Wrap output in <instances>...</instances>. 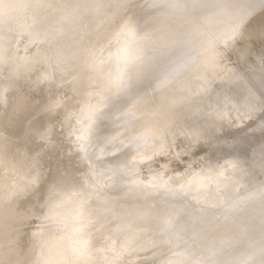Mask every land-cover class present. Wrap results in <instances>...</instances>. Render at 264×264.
I'll list each match as a JSON object with an SVG mask.
<instances>
[{
    "label": "bare ground",
    "instance_id": "bare-ground-1",
    "mask_svg": "<svg viewBox=\"0 0 264 264\" xmlns=\"http://www.w3.org/2000/svg\"><path fill=\"white\" fill-rule=\"evenodd\" d=\"M130 1L132 0H127L126 7H116V5L121 4L124 0H0V31L9 29L11 25L13 28H21L25 24V27L33 25L35 19L30 18L32 17V12H34V15L43 14L46 17V20L43 21L47 23L43 27L38 26L39 24L36 25V29L42 34L46 31L60 30V35L57 36L54 42L51 43L41 37L40 42L35 47L31 45L30 40H27L28 36L26 37L28 44L23 42L25 46L24 44L20 46L18 44L16 45L15 41H10L7 35L0 34V48L7 49L8 55L11 57L7 62L1 61L3 59H0V95L1 91L4 94V90L7 89L6 91H8L9 89L11 92L13 89L11 98L13 97L15 94L14 91L18 89H15V87L19 86L18 81H20L21 76H25L26 71L24 75L19 76L18 74L23 73V70L27 69H23V58L26 55H38L41 61V69H39V64V66L37 65L39 67L38 69L35 66V71L31 69L32 74L37 70L39 72L35 73V81H33V78L31 79L34 85L30 83L29 75H26L29 78H25V81L26 79L29 80L30 82H26H29L32 87L31 85L29 86V83L21 80L23 87L25 85L24 83H26V86L28 85V88H30L27 92V97L25 96L27 100L24 99L26 103L23 101L22 103L25 104L21 103L22 105H20V101H22L21 97L19 104H17L18 102L15 103L14 100L18 101V95H14L17 96L16 99L14 97L12 101L10 100L12 102L11 114L14 116L13 119L18 117L16 114L18 115L21 112L26 113L35 106L34 104L38 103V97L33 100V96L36 97L35 94L38 96L44 92L47 95L45 97L47 100H44L45 103H43L44 101L41 103L45 105V108L53 109L55 103L61 102L62 112L65 109H71L72 113L70 111H68L69 113L63 112L64 116L69 114L67 118L70 117L71 113V118L67 119L62 116L61 125L64 124L69 129L72 126L74 130L73 126L76 127L74 122L77 121L80 123V126L75 131L70 130L74 133L72 135H76V138L78 137L79 144L74 136V141L77 145L73 142L75 143V147L79 145L80 155L76 153L77 148L74 149L72 145V135L69 139L72 142L70 143L72 145L70 147L75 150L73 153L79 157L81 156V159H79L81 162L78 161V163L80 162L79 166L81 168L74 171V169H70L72 167L70 165L69 169L66 168L67 170H64L74 175H83L84 173H89L93 168L95 169V183L99 187L98 189H92V195L93 192H95V196L97 195L96 197L93 195V198L98 206L99 214L94 224V231L95 235L103 242L96 244L91 257L92 260L96 258L100 259L101 257V259L106 258L107 261L101 260L100 263L103 261V263L107 262V264H137L138 261H142L143 264H169V262L176 264L178 259L183 258L189 262L205 261L211 262V264H217L216 259H218L219 264H241V262L248 261L249 256L252 255L255 264H261L264 260L258 254V251L261 241V221L264 218V211L262 212L261 210H264L262 208L264 203H262L259 195V183L254 178L258 171H261L259 168L260 158L257 161L255 160L253 165L249 164L252 165L251 169H249L248 164L242 165L252 175L250 183L246 184L242 179V173L236 172L231 174L235 177L236 182L225 180V177L229 176L226 174L230 173H225L224 176L219 175L223 171L222 166L225 160L239 157L236 155L235 150L230 155L225 156L220 163H217L213 157L208 156L210 160H205L204 163L202 162L197 167H191L190 171H187L188 169L184 171L183 174L185 177L182 181L173 180L168 182L169 187L176 189L172 193H165L162 188L157 190L156 188L147 186L148 181L154 176L161 177L166 171H178V169H170V166L166 162H162V167L159 169H149L145 177L148 180L145 179L147 183L144 181V184L143 181L141 184L138 179L142 176L143 166L150 162L145 163L143 166L138 164L132 171L124 167L128 161H133L134 158L139 160L142 156H152L153 153H159L154 159L165 155L167 152L172 158H180L181 154L188 153L193 144L198 143L195 133L200 129H207L210 135H214L221 128L224 120L227 119H223L224 113L228 116L229 112L227 108V110L225 109L226 106L224 107L226 101L224 102L222 100L225 103H222L223 106H217L219 109L222 107L225 109L222 108L224 111L222 112V118L220 116V118H216L217 115L215 116V113L212 114L217 109L216 105H220L221 102H218L216 105L213 104V109H211L212 113L209 108L210 106L212 108L211 103L216 101V94L220 95L218 94L220 93V87L216 88V84L222 82V85L225 86L224 83L233 77V70H229L227 66L224 67L220 62L214 69L205 73L200 66L211 56V51L205 50L204 46L207 39L229 27L233 18L241 15L246 10L245 6L251 3L252 0H199L198 6H193V0H160V4L156 8L149 7L153 0H137V3L132 7L129 6ZM110 2L114 3V8L106 10V5ZM256 3L257 6L247 19L245 37L253 33L249 29L251 27L250 24L259 16H254L255 10L259 8L258 0H256ZM41 4L51 5V7H37V5ZM217 4L226 6L214 7ZM25 10L30 12V15H28V18H30L29 22H27L28 19L23 18ZM88 10L91 12L90 15L85 14V11ZM220 13L221 16L225 17H221V22L219 21L220 19L218 20L220 17H218L219 24L216 25V17ZM120 23H128L135 32V35L130 36L127 33H121L118 27ZM195 26L199 27V31L194 30ZM123 40L126 42L134 40L146 47L150 50L152 59L146 62L143 67L131 73L132 87L127 94L117 95L115 94V89H113L110 97H107V94L103 98L100 97L101 100L105 97L109 98L107 100L109 102H106V99L104 100L107 103V105L105 104L106 106L103 105V101L102 104L98 102L101 105L98 104V106L103 109L102 111L98 109L99 107L96 108L97 104L94 106V102L97 99L100 101V98L96 97L100 95L97 88V81L109 72L113 76L116 75L119 72V68L123 67V64L121 66V63H124L122 62L123 52L120 51L123 47ZM42 41L47 43L43 44ZM121 41L123 42L121 43ZM172 41H179V43L173 44ZM41 44L43 45L40 46ZM26 48L30 50L26 52ZM193 49L199 51L200 56L183 71L171 76L165 87H159L160 82L165 80L169 76V73L191 54ZM89 50L92 51L91 56L88 55ZM58 57L63 58L65 64L63 65V70H58L60 72L58 73L59 78L57 77L58 79H55L52 64L56 63ZM21 66L23 67L21 68ZM49 75L51 78H47ZM17 76L20 79L15 82L16 80L14 79ZM235 79L233 77V80ZM13 81L18 85L10 88ZM23 87L20 88L19 86V89L22 90ZM19 89L17 92L24 93V91ZM56 89L60 90L58 91ZM65 90H68V92L65 93ZM10 92L9 95L5 93L6 97L3 96L5 98L9 97ZM4 97H0V110L8 99L5 100ZM137 97L141 98L140 102L135 105L134 115L130 116L129 112L132 110L133 101ZM186 97L188 98L186 99ZM218 97L220 99V96ZM161 104L168 106L169 111L167 115L157 114V110L160 109ZM230 104L233 105V109L235 110V102ZM17 106H20L19 108L21 109L17 108ZM61 106L58 105L56 108ZM103 106L105 107L103 108ZM42 108L36 113L39 114ZM214 108L216 109L214 110ZM219 119L220 121L222 119L223 122H220ZM227 124L224 126L226 127ZM228 126L230 127L232 125L229 124ZM48 128H50L49 125ZM68 128L67 133L69 134L70 131H68ZM31 131L32 127H29L26 129L25 134L28 132L31 133ZM47 131L44 130V133H49ZM166 133L167 136L165 138ZM144 134H149L146 141L143 139ZM179 139H185L186 144H181L178 147L176 141ZM211 144L212 146L208 154L211 153V150L216 149V141H212ZM69 150L71 151V149ZM73 153L71 152L72 156L74 155ZM4 156L6 155L0 150V157L3 161L5 160ZM239 158L241 161H244L241 157ZM96 161H101L102 163L97 164L95 163ZM21 162L23 165V160ZM193 162L194 160L191 158L188 164L191 165ZM2 164H5V162H0L1 167ZM19 165L23 167L21 164ZM4 167L8 168V165ZM4 167L2 168L3 170H5ZM2 169L0 171L3 173ZM35 169L33 172L38 168ZM1 172L0 178L4 179L2 181L5 182V177L3 178L5 171L2 174L3 176H1ZM30 172V174L33 173L32 170ZM53 173L55 172L53 171ZM33 174L36 173L34 172ZM43 174L45 175V173ZM43 174L41 172L40 175ZM23 175L26 176L25 172ZM25 176L23 177L25 178ZM136 176H139L137 177L138 179ZM28 177L26 176V178ZM134 178L140 182V186L131 183L135 181ZM142 178L140 180H144ZM205 178L207 180L203 182ZM160 181L161 179L158 182L160 183ZM189 181H195L194 186L200 189L198 195H201V199L207 201L208 204L205 211L195 212L191 220L187 216L183 218L189 224L195 225L197 229H202L194 237V245L190 242L185 243L192 236V232L189 230L187 232L180 231L179 235H174L171 243L167 242V238L161 240L152 233L140 234L132 244L133 248L140 249V251L132 255L125 254L124 256H120V247H117L114 251L103 250L106 247H111V238H115L116 236H119L121 244L123 245L125 237L119 232L123 223L122 218H132L141 212L148 211L150 208H158L160 203L165 200L174 206L177 211L182 210L185 204L192 205L194 202L192 203L193 199L191 195L186 196L184 192L179 190L181 183ZM11 185L9 187V185L6 186V184H3L5 189L7 187L11 188ZM99 188L102 191L96 192L97 190L99 191ZM2 189L1 191H3ZM98 193H101V195L98 196ZM30 194L26 204V208L29 209L36 203H39L37 201L36 191L34 190ZM150 194L152 195L150 196ZM192 195H195V193ZM46 197L47 190L44 194V200L40 201L41 204L45 202ZM245 199L248 202L251 201L250 204L254 203L255 205L254 207L251 204L254 210L248 209L249 211L251 210L249 214L252 215L251 222L249 220L248 222L246 221L247 223L245 222L244 224L242 222L239 225L241 222L238 221V223L235 221L237 225H233V223L230 225L231 221H227V219H230L232 216L227 219L225 218L227 223L230 222L229 224H223V222H226L224 220H220V222L216 221L220 219L218 214L216 215L214 212L216 206L218 209V200H223V202L226 200L230 201L231 204L226 202V204L228 203V207L229 205H233L232 203L234 201L241 200V203H239L241 207L243 205L245 208V205L249 207ZM184 200H187V202L192 201L190 204ZM243 200H245V204H242ZM239 203L237 202V205ZM227 205L225 206L227 207ZM69 207L71 209V206ZM11 208L12 205H6L3 213L1 212L0 226L8 218L17 219L20 216H29V209H18L15 211V209L11 210ZM63 208L61 207V210ZM226 209H223V212L227 211ZM61 210L60 208L57 209L59 216L67 215L69 220L67 227H57L54 224L49 225L48 239L53 246L52 253L50 254L52 259H60V256L57 255L59 249H64L66 253L71 252V248L69 247L70 242L67 238L62 240L61 237L65 233L70 234L75 227L74 225H78L70 218L72 213L69 214V211L67 213L64 210L67 213L64 214ZM236 210L238 211L239 209ZM249 211H246V214ZM259 211H261L262 216H260ZM221 212L218 213L220 214ZM227 213L225 212L224 214ZM220 215L222 216L223 214ZM216 216L219 218L216 219ZM201 217H206L212 220L213 223L203 224ZM138 227L143 228L144 225L141 223ZM35 231L37 229L31 232L29 238L27 236L31 248L30 246L26 247L22 245L14 247L16 234L11 235L7 233L5 236L2 235L0 237V247L3 248V252L0 254V264H38L39 261L44 259L41 256L40 249L32 243V234ZM240 243H243V246L244 244L246 245L245 247L242 246L244 249H248L245 251L242 250L243 248H239L240 251L242 250V254L245 251V255L243 254V260L238 261L236 258L237 248L238 246L241 247L242 244ZM177 245L179 246L177 247ZM240 251L238 250V252ZM174 253H182L183 256L174 255ZM95 261L96 264H99L97 259Z\"/></svg>",
    "mask_w": 264,
    "mask_h": 264
},
{
    "label": "snow or ice",
    "instance_id": "snow-or-ice-1",
    "mask_svg": "<svg viewBox=\"0 0 264 264\" xmlns=\"http://www.w3.org/2000/svg\"><path fill=\"white\" fill-rule=\"evenodd\" d=\"M199 0H193V6H198ZM160 4V0H153L149 7L156 8ZM259 7L264 10V0H258ZM107 6V5H106ZM127 0H124L121 4L116 5V7H126ZM226 5H214V7H221ZM257 6L256 0H252L251 3L245 6L246 10L239 15L234 17L230 26L225 30L207 39L205 44V50L211 51V56L200 66L203 71L207 73L208 71L214 69L225 57V55L230 51H239L241 55L247 53V48L237 49L235 46L240 44L241 41L245 39V29L247 27V19L254 11ZM7 7V5H5ZM37 7H51V5H37ZM121 33H127L130 36H134L135 32L130 27L128 23L118 24ZM195 31H199V27H194ZM26 34L30 39L31 45L33 47L37 46L40 42L41 37L50 42H54L57 36L60 35V30L55 29L50 32H44L43 34L36 29V22L33 25H28L25 28ZM260 35L264 37V25L261 26ZM173 44L179 43V41H172ZM30 49L26 48V52ZM124 65L119 70L116 75H112L111 72L101 77L97 81L98 92L101 95L111 94L113 89H115V94H127L132 87V75L131 73L145 65L146 62L152 59V54L150 50L146 47L140 45L134 40H130L125 43L123 49ZM88 55H92V51L89 50ZM200 56V52L193 49L191 54L176 68L173 69L169 76L165 80L160 82L159 87L163 88L167 85L168 79L171 76L183 71L191 63L194 62ZM0 59L7 62L11 59L8 55V50L5 48H0ZM41 61L38 55L25 56L23 58V66L29 68L30 70L36 65L40 64ZM65 61L63 58L58 57L55 65L53 66V72L58 70H63V65ZM233 77L238 79L241 84L240 95L235 98V105L237 112V118L240 124L237 125L236 118H231V111L228 112L230 119L228 123L236 127H248L249 125H254L264 137V54L258 57V63L253 62V66L248 68L243 76L238 73L233 72ZM47 78H51L50 75ZM190 91V89H189ZM188 97H186L187 99ZM140 97H137L133 101L132 110L129 115H134L135 105L140 102ZM48 111H54V109L49 108ZM169 111L168 106L161 104L160 109L157 110L158 115H167ZM243 112V115H241ZM251 130V129H250ZM149 134H144L143 139L146 141ZM197 142L211 143L213 140L223 143L219 136L210 135L207 129H200L195 133ZM167 133L165 134V138ZM45 136H41V140H46ZM8 145L5 144L4 148L7 150ZM260 161L259 168L262 173H264V138H262L261 144L259 146ZM39 155V154H37ZM156 155L159 153H153L152 156L144 157L142 156L139 160L134 158L133 161H128L124 166L129 171H132L139 164L143 166L145 163L151 162ZM27 159V157H25ZM95 163L100 164L101 161H96ZM195 163V162H193ZM248 161H241L239 157H233V159L225 160L223 171L219 173L220 176H224L225 173H230L229 176L225 177V180L229 182H236L235 177L231 175L232 173H242L243 175H250V171H247L243 164H247ZM252 165H249L251 169ZM191 165L187 171H190ZM17 175L19 174L17 169H13ZM30 178H27L23 184H18L16 181L13 182L12 190L6 197L7 201H11L13 198H23L34 191V186L42 183V178L39 173L31 175L30 172L26 174ZM183 176L181 177V179ZM159 176H154L150 181H148V187L156 188L157 190L163 189L165 193L175 192L176 189L169 187L168 182H160ZM131 183H139L138 181H132ZM195 181H189L186 183H181L179 185V190L184 192L186 196L191 195V198L196 201L195 205L185 204L182 210L177 211L174 206H172L168 201H162L158 208H150L146 212H141L132 218H122L123 223L119 229L121 235L125 237L123 245L119 236L111 238V247L103 249L104 251L112 250L114 251L117 247L121 248L119 253L120 256L132 255L140 251V249L133 248L132 244L136 237L144 233H152L153 235L159 237L161 240L167 238V242L171 243L174 235H179L180 231L187 232L191 230L192 236L189 238L191 244H195L194 237L197 235L198 231L202 229H197L195 225H191L184 221V217L187 216L191 220L195 212H203L208 207L207 201L202 200L199 197V188H196ZM98 188L95 183V169L93 168L89 173H84L83 175L72 174L70 172H65L61 175L54 177L47 186V197L44 203L34 205L28 210L33 217L39 221L37 231L32 234V243L35 247L40 249L42 255L46 256V259H42L38 264H96L91 257L93 255V249L97 243L103 242L95 235L94 224L97 221L99 214L98 206L93 199L92 189ZM195 193V195H192ZM251 195V194H250ZM259 195L262 203H264V180L259 183ZM71 206L72 214L71 219L78 224L77 227L72 229V232L65 233L61 239L67 238L70 242L69 247L71 248L70 253H66L64 249H59L57 255L60 259H52L51 253L53 246L48 239L49 225H56L57 227H67L69 217L59 216L57 209L63 206ZM215 206V205H213ZM43 213V214H41ZM201 222L203 224H212L213 221L207 219L206 217H201ZM143 224L144 227H138L139 224ZM179 245H177L178 247ZM255 254V253H254ZM253 254V255H254ZM258 254L264 257V218L261 221V241ZM174 255L183 256L182 253ZM69 256L71 257L69 259ZM137 264H143L142 261H138ZM171 264V262H169ZM176 264H211V262L205 261H195L189 262L183 258L178 259ZM241 264H255L252 255L249 256L248 261L241 262ZM264 264V261L261 262Z\"/></svg>",
    "mask_w": 264,
    "mask_h": 264
},
{
    "label": "rangeland",
    "instance_id": "rangeland-1",
    "mask_svg": "<svg viewBox=\"0 0 264 264\" xmlns=\"http://www.w3.org/2000/svg\"><path fill=\"white\" fill-rule=\"evenodd\" d=\"M136 3H137V0H132V1H130L129 6L132 7ZM112 8H114V3L110 2L109 4H107L106 10H109V9H112ZM90 13L91 12L89 10L88 11H85V14L86 15H90ZM28 15H30V12H28V11L25 10V12L23 13V18L28 19L27 22H29V19L30 18H34L35 19V22H36V25L39 24L38 26H42L43 27L47 23V22L44 23V21H43V20H46V17L43 14H36V15H34V12H32V14H31L32 17H30V18H28ZM254 16H258V17L255 18V21H253L250 24L251 27L249 28L251 30V32H253V33H250V35H248L247 37H245V39L243 41H241L240 44H238V45L235 46L237 49H243V48L246 47L247 48V53L242 56L239 51H230V52H228L225 55L224 59L221 61L222 65L224 67L227 66L229 68V70H233V72H236V73H238L241 76L244 75L245 71L248 68H250L251 66H253V62L254 61H256L258 63V57L261 54H264V37H262L260 35L261 26L264 25V10H262L259 7L257 10H255ZM218 17H220V18H218ZM221 17L224 18L225 16H221V13H220L219 16L216 17V20L218 18V20L220 19L219 21L221 22V20H222ZM90 18H91V16H90ZM218 20L216 21L217 22L216 25L219 24L218 23ZM25 25L24 26H21V28H19V27L13 28L12 25H11V27H9V29H4L3 31H0V34H4V36L7 35L9 37V40L10 41H15L16 42V45L18 44V45L22 46L24 43L28 44V42L26 41L27 34L25 32V28H26ZM13 26H15V25H13ZM122 38H124V37H122ZM2 39H3V37H2ZM27 40L29 41L30 39L27 38ZM126 40H128V39H126ZM123 41H121V43ZM124 42L127 43L126 41H124ZM124 42H123V45L120 43V45H122L123 47H124V44H125ZM44 43L46 44L47 42H43V44ZM43 44H41L40 46H42ZM24 46H25V44H24ZM123 47L121 49H123ZM19 48H21V47H19ZM1 61H3V60H1ZM122 62H124V59L122 60ZM0 64H1V62H0ZM122 64L124 65V63H121V66H122ZM54 65H55V63L52 64V70H53V66ZM38 66H37V69L39 68ZM22 67L23 66H21V68ZM25 68L26 67H24L23 69H25ZM121 68L122 67H120L119 70ZM230 68H232V69H230ZM27 69L23 70V73L19 70V72H21V74H18L19 76L24 75V72L26 71L24 77L21 76V79H20L17 76L16 77L17 79L16 78L14 79V80H16L15 82H17V80L20 79V81H18V84H19L20 88L23 87L22 84L25 81V78H29L30 77L29 80H31L33 78L34 79L33 81H35L36 80L35 79L36 78L35 77V73L36 72L39 73L37 69H36L37 71L35 73L33 72V74L31 73L32 70L30 71V69H28L30 71L29 72ZM32 69H33V71H35L34 70L35 67L32 68ZM39 69H41V65H40V68ZM58 73H60V72L59 71L53 72V74L55 76V79H58L59 78ZM26 75H29V77H27ZM31 76H33V77H31ZM36 76H37V74H36ZM21 80L23 81L22 84H21ZM29 80L26 79V81H29ZM33 81L31 80V82L30 81L29 82L32 85H34L32 83ZM61 81H63V80H61ZM15 82L14 81L12 82V85H11L10 88H13L14 85L15 86L18 85ZM29 82H26V83H29ZM26 83H24L25 84L24 87L26 89H28V90H26L24 87L22 88V90L19 89V86L18 87H15V89L18 88L19 90L24 91V93L23 92H17L18 89L15 90L17 93L14 91V93H15L14 95H18V97H19V98H17V96H14V95L12 97V98L15 97L14 99L17 98L18 101L14 100L15 103L18 102L17 104H19V101H20L19 99H21V98H22L21 99L22 101H20V105L26 103L25 100H27V99H25V96L27 97V94H28L27 92L30 90V88H28V87L31 85L29 83V86L28 85L26 86ZM32 85H31V87H32ZM216 85H217L216 88L217 87H220L219 88L220 93H218L220 95H217L216 94V96H217L218 99L216 98V101H213L211 103L212 108L210 106V108H209L210 112H211V109H213V106H214L213 104L216 105V104H218V102L219 103L221 102L220 105L219 104L216 105V108H217V106L221 107L222 103L225 104L224 102L226 101V104L224 105V107L226 106L225 109L227 108L228 111H231V113H232V117L231 118H236V123H237V125H239L240 122H238L239 119L237 118V112H235L236 109L234 110L233 109V105L230 104V103L235 102V98H237L240 95V92H241V84H240V81L238 79L233 80V77H232V78H230V80H228V82L226 81V83H224L225 86L222 85V82L221 83H217ZM23 89H25V90H23ZM6 90H4L5 93L9 95V92H10L9 89H8L9 92L6 91ZM12 90L10 92V96L7 97L8 99L5 98L6 97V94L5 93L3 94L2 91H1V95H0V97H2V98L5 96L4 97L5 100L7 99V102H5L3 104V108L0 110V114H1L0 115V150L2 152H4V154L6 155V156H4L5 157V160L4 161L0 157V162H2V163L5 162V164H2V167L0 166V168L2 169L4 166H7L8 165V168L7 167H4L5 170L2 169L3 170V173L5 171L4 176L2 175L3 173L0 171L1 172V176H3V178L5 177V182L2 181L4 179L0 178V180L2 181V186H1V181H0V188L2 189V187H3V189H2L3 191H5V190L8 189L5 192L1 191V189H0V191H1L0 192V214L3 213L4 208H5L6 205L7 206L12 205L11 210H14L15 209V211L18 210V209L19 210L20 209L21 210H24V209L27 210V209H29V208H26V204L28 202L29 195L24 196L23 198H13V201H14V202L12 201L13 203L11 201H7L6 200V197L9 195L10 191L12 190L13 182L14 181H16V182L18 181L17 182L18 184H23L25 182V179H27L26 176L23 175L24 172H25V174H27L31 170L33 172V170L37 167L38 169L36 168L37 169V170L35 169L36 171H38V170L41 169L42 171L41 170L40 171L42 172V174L45 173V175L44 174L43 175H40V176H42V183L40 185L38 184V185H35L34 186V190L36 191V194H37V201H39V203H36L35 205L38 206L39 204H41L40 201H43L44 200V194H45V192L47 190V186H48V184L51 182V180L54 177H56L58 175H61L62 173H65L66 171L64 169H66V168L69 169L70 168V165L72 166L70 169H72V170L74 169V171H76L79 168H81L79 166V163L81 162V160H79V159H81L80 158L81 156L80 157L77 156V154L80 155V152L81 151L79 150L80 149L79 145L77 147L74 146V144L76 143L74 141V137L77 140L78 144H79V140H78V137L76 138V135L75 136L72 135V133H73L72 131H75V129H77V127L80 126V123L77 122V121H75L77 124L79 123L78 126H77V124L74 122V124L76 125V127L73 126L74 127V130H73L72 126L69 129L67 126H64V124L61 125L62 116L65 117V118H67V116L69 115L68 114L67 116L66 115L64 116L63 112L65 111V112L69 113L68 111H70L72 113L71 109H68V110L65 109L62 112V106H61L62 103L56 101L57 103H55V106H54L53 109H55L56 106H58V105L61 106V107H57L54 111L48 112L47 111L48 108H45V105L43 104V103H45L44 100H47L45 98L47 95L44 92H42L38 96H37V94H35L36 97L33 96L34 97L33 100H35V98L37 99V97H38V99H37V102L38 103L34 104L35 106H33L27 112L25 110L26 113L21 112L18 115L16 114V116H18V117H16L15 119H13L14 116L11 114V111H12V102L11 101L13 100L11 98V94H13V91ZM56 90H58V89H56ZM66 92H68V90H65V93ZM20 93L23 94V95L25 94V95L24 96L23 95L21 96ZM100 95L99 96H96V97L97 98L98 97L99 98L100 97L103 98L104 95H101V96ZM218 96H220V99H219ZM107 97H110V94H107ZM107 97H105L102 100L100 98V101L98 99H97L98 101L97 100L95 101V99H96L95 98L94 101L96 103L94 102V106H95V104H97V107L96 108H98L99 107L98 106V104H99L98 102H100L102 104V101L104 102L105 99H106V102H109V101H107V100H109V98H107ZM0 101H1V98H0ZM23 101H25V103H22ZM41 102H43V103H41ZM106 102H104L103 105H105V104L107 105ZM15 103H13V104H15ZM56 104H58V105H56ZM105 106H103V108ZM15 107H16V105H15ZM19 107L20 106H17V108H19ZM41 107H43L42 108V111L39 112V114L36 113L37 111H39V109ZM224 107H222V108L224 109ZM216 108H214V110ZM222 108H220V109L217 108L218 109V110L216 109L217 111L216 110L215 111L212 110L214 112L213 113L211 112V113L212 114L215 113L214 115L215 116L217 115L216 118H218L219 116L222 118V116H223L222 112H224ZM19 109H21V108H19ZM98 109L103 111V109H101L100 107ZM220 110H222V111H220ZM228 111H226V112H228ZM71 113H70V117H68L69 119L71 118ZM220 114H222V115H220ZM242 114H243V112H241V115ZM225 115L227 116V114L224 113V118L223 119L227 118L229 120L230 117L228 118V116L226 117ZM227 119H225L226 122L224 120V122L226 124L228 123V120ZM10 120H12V121H10ZM216 120H218V119H216ZM219 121H220V119H219ZM220 122H223V120L221 119ZM224 122L221 125V128L219 130H217L216 133H214L215 136H219L221 138V140H223L224 142L223 143H220V142H217L216 141V149L211 150V153L208 154L209 150L211 149L212 144L211 143H205V142L193 144V146L191 147L190 151L188 153L181 154V157L180 158H172L168 154V152H167L165 155H162L161 157H157L156 159L152 160L149 164H146V165L143 166V168H142L143 173H142V176H140V177L141 178L144 177V178H142L144 180H140L141 178L139 176H136V178L139 177V179L137 178L138 181H140L141 184H142V181H143V184H144V181L146 182V180H148L147 178H145L146 177V172L149 169H159V168L162 167V162H166L168 164V166H170V169H173V170L174 169H176V170L178 169V171H166L165 173H163L161 175V177H160L161 181L160 182H170V181H173V180L182 181L184 179V177H185L184 174H183V172L186 171L187 169H189V166L190 165L188 164V161H190L191 158L195 162V163H192L191 164V167H197L202 162L204 163L205 160H210L208 158V156L213 157V159L216 160L217 163H220L221 160L225 156L230 155L234 150H235L237 156L241 157L243 160H247L248 161V163H247L248 165L249 164H252L253 165L255 163L254 161L255 160L257 161V159L260 158L259 146L261 144L262 138H264V137H262V134L259 131V129L256 128L254 125H249L248 127H243V126H240V127L230 126L229 127L228 126L229 123L225 127L224 125H226V124ZM74 124H72V125H74ZM48 125L50 126V128H48ZM29 127H32L31 133L28 132V133L25 134L26 129H28ZM67 128H68V131L72 130V131H70L71 134L70 133L69 134L67 133ZM47 129H49V130L47 131ZM44 130H46L49 133H46V132L44 133ZM42 135L45 136L47 139L46 140H41V136ZM71 135H72V138H71ZM69 138L73 139L72 142L74 141L75 143L74 142L72 143L71 142V139H69ZM70 143H72V145L74 146V149L77 148V151H76L77 154L73 153V152H75V150L72 147H70V146H72ZM5 144L8 145L7 150H5V148H4V145ZM176 144H177L178 147H180L181 144L182 145H185L186 144V141H185V139H179L178 141H176ZM76 145H77V143H76ZM69 149H71V151ZM71 152L74 154L73 156H72ZM37 154H39V155H37ZM63 154H64V156H63ZM76 156L78 157V160H77V157ZM22 157L23 158L27 157V159H23ZM21 159L24 162L23 165H22V162H21L22 160ZM78 161H80V162L78 163ZM19 164H21L23 167H20ZM13 166H14L15 169H18V172H19L18 175L15 172L12 171L14 169ZM6 168H7V170H6ZM36 171H34V172L35 173H38L39 172V174H41L40 171H38V172H36ZM53 171L55 173H53ZM33 173L31 175H35ZM226 175H230V174H226ZM23 176H25V178ZM182 176H183V178L181 179ZM251 176H252L251 174L250 175H242V179H243V181L246 184H249L250 181H251L250 180L251 179ZM28 178H30V177H28ZM136 178H134L135 181L137 180ZM254 178H255L256 182L260 183L261 180H264V173H262L261 171H258V173L254 176ZM19 179H21V180H19ZM206 180L207 179L205 178L203 180V182H205ZM140 182L139 183H136V185H139L140 186L141 185ZM3 184H6V186L9 185V187H10V184H12V185H11V188L7 187L5 189L4 188L5 186H3ZM252 184L254 185V183H252ZM41 186H42V189L43 190L41 189ZM98 187H99V185H98ZM40 190H42V191H40ZM100 191H102V189L100 190V188H99V191L97 190L96 192H100ZM101 193H98V196L101 195ZM93 195L95 196V192H93ZM151 195L152 194H150V196ZM199 197L201 198L202 196L199 195ZM245 200L242 201V204H245V202H247L246 204H249V207H251V208L247 207L246 205H245V208H247V209H245L243 207V205L241 207V205H240L241 200L240 201H234L232 203L233 205H229V207H228L227 204L230 203V201H227V200L225 201L224 200L225 202H223V200H218L219 201L218 202L216 200V202H218L217 203L218 204V209H219V206H221L219 211L217 209V206L214 209L215 210L214 212L216 213V215L218 214V216L220 217V219L218 220L217 218H219V217L216 216V219H217L216 221H219V222H220V220L226 221L227 218H229L230 216H232V217H230V219H227V221L230 220L231 223L230 222L227 223V221H226V222H223V224H226V223L229 224L230 223V225H231L233 223V225H237L235 223V221H237V222L239 221L241 223H239V222L238 223H239V225H241L242 222L244 224H245L246 221L248 222L249 220L251 222L252 215H249L251 210L249 211L248 209L254 210L255 205H254V203H251V204H253V206H254L253 207L250 204L251 201L248 202V200H246V201ZM184 201L187 202V200H184ZM191 201L192 200H190V202ZM220 201H222V202H220ZM226 202H228V203L226 204ZM237 202L238 203L240 202L239 205H237ZM192 203L195 205L196 201L193 199ZM223 203H225V204H223ZM118 204H119V202H118ZM219 204H221V205H219ZM222 205L223 206L227 205V207L226 206L223 207ZM69 206L70 205H68V210H67V206L66 207L64 206V208L62 207L63 210H61V208H60V210L63 211L62 213L67 214L68 211H69V214L72 213L71 212L72 209H70ZM240 207L243 210H245V211H243ZM221 208H223L224 210L227 208L226 209L227 211H225V212L226 213L228 212L229 214L228 213L227 214H224L225 212H223L224 210L223 209L221 210ZM262 208H264V206ZM216 209H217V211H216ZM236 209H239V210L241 209L242 211L241 210L240 211L238 210L239 211L238 212ZM64 210L67 213H65ZM233 210H236V211H233ZM220 211H222L220 214H223L222 215L223 218H221L222 216L218 213ZM232 211H233V213H231ZM246 211L247 212L249 211V213L246 214ZM261 211L263 212L264 210L262 209ZM261 211H259V213ZM41 214H43V213H41ZM231 214H233V215H231ZM225 215H227V216L225 217ZM260 216H262V213H260ZM38 225H39V221L36 220L30 212H29V216L28 217H25V216H22L21 217L20 216L17 219L8 218L5 221H3L2 222V225L0 226V229H1L0 230V237L2 235L5 236L7 233H9L11 235L16 234L15 241H14V245H13L14 247L17 246V245L18 246H21L22 245V246H26V247L30 246V248H31V245H29V239L28 238H29V235L31 234V232L33 230L38 229ZM74 226L76 227L78 225H74ZM226 226H229V225H226ZM260 230H261V227H260ZM27 236H28V238H27ZM240 244H242L241 247L238 246V248H237V257L236 258L238 259V261H241V259L243 260V258H244L243 256L245 255V251H246V249H248V248H246V249L243 248V247L246 246L245 244H244V246H243V243H240ZM239 248H243L242 250H245V251H243V254L244 255L241 252L242 250L240 251ZM2 249L3 248L0 247V254L3 252ZM238 250L240 252H238ZM238 254H239V256L240 255H242V256L239 257ZM216 258H218V257H216ZM69 259H70V257H69ZM96 259H97V262L99 264H104V263L107 264V262H104L103 263V261H102V263H100L101 260L107 261L106 258H102L101 259V257H100V259L99 258H96ZM96 259H94L93 261L96 262L95 261ZM98 259H99V261H98ZM262 259L264 260V257H262ZM216 261H217L216 263L219 264L218 263V259H216Z\"/></svg>",
    "mask_w": 264,
    "mask_h": 264
},
{
    "label": "clouds",
    "instance_id": "clouds-1",
    "mask_svg": "<svg viewBox=\"0 0 264 264\" xmlns=\"http://www.w3.org/2000/svg\"><path fill=\"white\" fill-rule=\"evenodd\" d=\"M41 256H42V257H44V259H46V258H47L46 256H44V255H42V254H41Z\"/></svg>",
    "mask_w": 264,
    "mask_h": 264
}]
</instances>
